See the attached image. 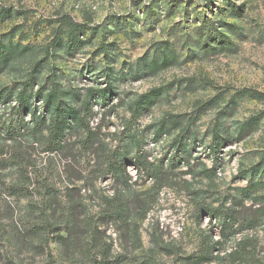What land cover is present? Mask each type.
I'll list each match as a JSON object with an SVG mask.
<instances>
[{
    "label": "rangeland",
    "instance_id": "374dc122",
    "mask_svg": "<svg viewBox=\"0 0 264 264\" xmlns=\"http://www.w3.org/2000/svg\"><path fill=\"white\" fill-rule=\"evenodd\" d=\"M4 90L0 264H264V0H0Z\"/></svg>",
    "mask_w": 264,
    "mask_h": 264
},
{
    "label": "trees",
    "instance_id": "16d2710c",
    "mask_svg": "<svg viewBox=\"0 0 264 264\" xmlns=\"http://www.w3.org/2000/svg\"><path fill=\"white\" fill-rule=\"evenodd\" d=\"M210 23L205 22L204 27L208 26V28L204 29V38L205 40H210L216 42H220L221 46L220 47H212L209 46L207 48V51L211 52H223V51H230L231 50V44L226 36L220 31H217L215 28L213 31L210 30L209 28ZM83 26L76 25L74 27V31L78 33H82L83 31ZM224 45V46H222ZM29 84H24V90L19 92L17 95L18 103H19V111L18 114L21 115L25 114L26 112L28 113L30 109V98L29 95L26 91V88L28 87ZM110 92H102L101 97L104 99L108 97ZM13 91L11 90H4L0 92V106L3 105L4 103L8 102L9 99L12 97ZM152 94H146L142 96L136 103V112L137 110L141 109L145 103L152 101ZM51 101H55L57 103L56 109L54 110V115H55V120L52 124V126L49 128V133H50V139L52 144L56 145L55 151L60 148L63 139L65 138V135L67 131L70 129V123L71 121H77L79 120V114L77 111L72 110V109H67L65 108L62 103L59 101V96L57 93H54L50 96ZM73 111V113H72ZM84 119L80 118V121L82 122ZM18 121V122H17ZM17 121H12L10 124L7 123H0V141L3 142H8V141H15L19 135L22 134V129L18 127L19 124V119ZM89 131V130H88ZM111 167L113 169V172H118V171H125V164L120 161V162H113L111 164ZM12 189V188H11ZM13 195V193H10ZM227 226H224V228ZM102 264H107L106 262Z\"/></svg>",
    "mask_w": 264,
    "mask_h": 264
}]
</instances>
